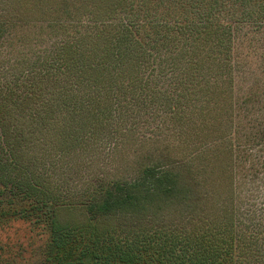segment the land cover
<instances>
[{
    "label": "trees",
    "instance_id": "16d2710c",
    "mask_svg": "<svg viewBox=\"0 0 264 264\" xmlns=\"http://www.w3.org/2000/svg\"><path fill=\"white\" fill-rule=\"evenodd\" d=\"M230 1L243 19L264 18V0H19L37 23L70 30L39 57L36 74L0 86V198L29 201L4 217H37L50 229L42 263L264 264V198L241 190L235 176L242 162L256 168L264 140H225L238 134L229 131L228 90L218 79L229 60L231 25L221 19L232 17L222 14ZM179 61L202 105L201 118L178 132L181 157L150 160L131 177L95 174L68 204L67 192L37 172L31 139L54 149L50 169L74 165L69 159L91 138L107 130L116 139L131 113L169 102L147 90ZM206 75L217 81L205 83Z\"/></svg>",
    "mask_w": 264,
    "mask_h": 264
},
{
    "label": "rangeland",
    "instance_id": "374dc122",
    "mask_svg": "<svg viewBox=\"0 0 264 264\" xmlns=\"http://www.w3.org/2000/svg\"><path fill=\"white\" fill-rule=\"evenodd\" d=\"M226 3L222 14L230 10L232 17H224L221 22L231 25L227 47L229 60L218 79L226 83L228 90L229 131L238 130V134L225 140L226 145L238 141L241 145H249L246 144L249 140L254 145L264 140V18L243 19L241 10H236L232 1ZM0 20L5 25L0 38V86L18 82V79L26 81L28 75L36 74L39 57L59 42L68 40L70 34V30L64 28L67 23L60 27L37 23L34 8L22 9L19 0H0ZM167 66L163 73L151 78L147 91L154 88L152 92L160 96L157 98L170 101H160L131 113L127 121L121 122L123 132L116 139L109 138L108 131L100 128L105 131L84 143L81 146L86 148L84 152L71 156L69 161L74 160V165H61L56 161L59 165L50 169L47 162L55 160L54 149L40 145L37 136L31 139L29 157L38 158L37 172L47 173L53 187L67 192L68 204L74 203L78 194L85 193L89 186L87 180L95 174H104L107 170L113 177H131L150 160L162 156L166 159L181 157L178 148L181 133L178 132L201 118V92L193 89L194 82L185 75L182 61L176 68L169 65L167 69ZM210 80L217 81L206 75L204 82ZM29 108L33 113L37 104L32 103ZM28 125L26 122L25 130H30ZM256 157H259V164L255 169L250 168V163L242 162L235 169V176L241 190L255 189L256 196L264 198V143L258 148ZM0 202V264H44L40 255L50 229L37 224V217L23 218L20 214L4 217L28 207L29 201L23 200L20 194L6 192ZM61 213L63 218L71 216L64 210Z\"/></svg>",
    "mask_w": 264,
    "mask_h": 264
}]
</instances>
